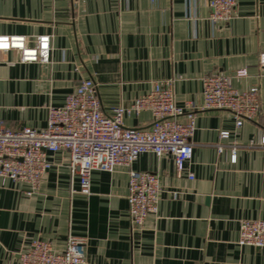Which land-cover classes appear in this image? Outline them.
<instances>
[{
    "label": "crops",
    "instance_id": "crops-1",
    "mask_svg": "<svg viewBox=\"0 0 264 264\" xmlns=\"http://www.w3.org/2000/svg\"><path fill=\"white\" fill-rule=\"evenodd\" d=\"M209 1L0 0V36L52 40L48 64L1 57L0 121L14 130L47 128L49 108L86 80L107 115L166 82L180 107L201 108L203 79L214 73L261 97L259 118L240 128L228 111L197 112L182 172L170 155L137 157L131 169L159 175L163 188L143 229L131 223L127 167L93 172L90 195L80 193L65 151L49 153L52 167L32 193L0 179V264H21L37 240L64 251L70 236L88 238L85 264H264V248L239 245L241 221L264 220V0H236L234 19L218 26ZM152 120L143 110L124 125Z\"/></svg>",
    "mask_w": 264,
    "mask_h": 264
},
{
    "label": "built area",
    "instance_id": "built-area-1",
    "mask_svg": "<svg viewBox=\"0 0 264 264\" xmlns=\"http://www.w3.org/2000/svg\"><path fill=\"white\" fill-rule=\"evenodd\" d=\"M236 0H210L209 21L218 26L235 17ZM15 53L20 63L51 62L52 40L39 36L33 43L24 36H0V60ZM264 64V63H263ZM244 77L246 71H239ZM204 105L187 109L180 107L172 84L156 83L150 92L130 105L104 113L92 80L82 81L61 107H50L47 128L14 130L0 121V179H10L25 185L29 193L37 190L52 164L49 153H68L67 166L80 179V193L91 194V177L95 171L113 173L118 167L129 169V214L134 228L143 229L148 218L156 215L163 193L157 174L131 169L142 154L173 157L178 172L184 171L193 158L191 142L197 130V112L228 111L240 128L245 121H255L261 114L258 88L237 91L231 79L214 73L203 79ZM148 110L152 124L148 128H127L126 115ZM185 117L187 122L180 121ZM228 132L221 133L228 139ZM221 151V147L219 148ZM236 155H233V160ZM87 237L70 236L64 251H57L49 242L34 241L20 255L21 264H85ZM239 245L264 248V220H244L240 223Z\"/></svg>",
    "mask_w": 264,
    "mask_h": 264
}]
</instances>
